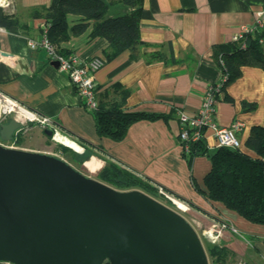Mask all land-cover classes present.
Instances as JSON below:
<instances>
[{
    "label": "crops",
    "instance_id": "1",
    "mask_svg": "<svg viewBox=\"0 0 264 264\" xmlns=\"http://www.w3.org/2000/svg\"><path fill=\"white\" fill-rule=\"evenodd\" d=\"M104 1L109 19L133 11L117 0ZM9 2L11 7H0V13L12 16L18 24H0V90L29 110L52 118L83 152L76 153L80 148L64 141L75 150L62 146L75 155L68 158L61 145L50 144L52 139L35 124L21 137L18 149L59 157L72 167L70 162H77L86 153L89 157L82 166L91 174H98L107 160L115 161L149 179L155 188L160 186L190 203L187 213L197 227L207 229L217 223L236 227L239 234L226 230L220 241L229 252L226 263L235 260L237 264H264V226L248 222L204 195L211 161L206 156L196 157L190 167L179 138V112L196 115L209 88L222 83L214 47L231 43L242 26H254L262 0H145L140 57L133 59L126 51L106 61L95 74L97 100L110 106L120 102L122 92H127L126 112L161 114L169 119L138 122L120 142L98 135L94 113L84 106L68 75L60 72L45 50L33 51L28 45V38H41L46 23L33 16L35 10L49 7L52 0ZM82 22L83 17L69 15L71 37L62 48L83 62L96 57L105 60L109 42L91 38L93 22L86 32L73 35L72 28ZM224 94L228 100H223ZM224 94L217 104L215 120L227 128L242 122L244 128L238 133L242 149L254 155L245 144L252 128L264 125V68H244L242 77ZM243 103L255 104L256 110L247 111ZM206 134L209 149L215 151L213 131Z\"/></svg>",
    "mask_w": 264,
    "mask_h": 264
},
{
    "label": "water",
    "instance_id": "2",
    "mask_svg": "<svg viewBox=\"0 0 264 264\" xmlns=\"http://www.w3.org/2000/svg\"><path fill=\"white\" fill-rule=\"evenodd\" d=\"M21 127L11 115L0 140L12 141ZM2 261L210 264L194 226L152 196L117 190L59 157L0 145Z\"/></svg>",
    "mask_w": 264,
    "mask_h": 264
},
{
    "label": "trees",
    "instance_id": "3",
    "mask_svg": "<svg viewBox=\"0 0 264 264\" xmlns=\"http://www.w3.org/2000/svg\"><path fill=\"white\" fill-rule=\"evenodd\" d=\"M117 1L131 7L133 11L109 19L106 16L108 5L104 0H52L49 7L36 9L33 16L45 19L48 38L63 54L68 52L62 48V44L71 37L68 17L75 15L83 17V22L72 28L73 35L86 32L89 23L93 22L91 38H103L109 42L105 61H112L126 51L131 53L133 59H138L139 50L143 46L140 24L145 0ZM0 24L13 26L18 22L12 16L0 13ZM243 44L246 48H243ZM263 44L264 30L260 29L246 35L242 42L214 47L213 57L223 76L220 93L224 94L231 83L242 77L244 68H264ZM224 95L223 100H228V96ZM127 96V92H122L120 102L110 106L99 104L98 109L93 111L100 137L120 142L130 127L138 122L169 119L161 114L126 112L124 105ZM243 106L247 111L256 110L255 104L243 103ZM245 146L254 155L242 148H218L211 151L207 140L200 139L191 144L189 154L184 153V157L190 167L196 157L206 156L210 159L212 168L205 178L207 192H204L209 200L223 204L252 224L264 226V125L252 128ZM61 150L64 153L68 151L64 147ZM88 157L85 153L77 159V163L84 164ZM98 179L120 191L139 190L154 198L158 197L153 182L124 169L112 160H107L105 167L98 173ZM195 187L198 188L197 184ZM209 255L214 264H225L229 252L220 245L212 244Z\"/></svg>",
    "mask_w": 264,
    "mask_h": 264
},
{
    "label": "built area",
    "instance_id": "4",
    "mask_svg": "<svg viewBox=\"0 0 264 264\" xmlns=\"http://www.w3.org/2000/svg\"><path fill=\"white\" fill-rule=\"evenodd\" d=\"M0 7L10 8L11 2H9V0H0ZM263 28L264 0H262L261 10L257 13L255 25L251 27L242 26L233 37L232 42H242L246 35ZM47 32L48 26L45 23L42 26V36L40 39L28 38V45L30 49L33 51L45 50L50 56V59L58 65L60 72L68 75L77 94L82 99L84 106H86L91 111L97 110L99 107V102L97 100L95 74L105 65L106 61L102 58L96 57L88 62H83L76 55L63 54L58 46L54 45L50 41ZM243 48H246L245 44H243ZM221 84L217 86H211L209 88L202 108L196 115L191 116L184 112H179V121L181 126L179 138L184 153L189 154L191 144L198 142L200 139H207L206 133L208 130H211L214 133L216 142L215 147L217 149L242 148V143L238 137V133L243 130L244 124L240 121H236L230 128H227L219 126L215 120L217 104L222 96V93L219 91ZM11 115L16 117V119L21 123L22 127L15 132L12 141L4 142L0 140L1 146L7 149H18V143L21 137L28 132L29 127L32 124H35L40 126L44 131H51L53 133L52 141L54 143L70 148L64 143V141H67V143L72 142L80 148V152H77L72 148L70 149L76 153L83 152V148L77 143V141L68 136L52 118L39 115L29 110L21 102L0 90V125L7 122ZM157 188L158 196L163 199L166 204H168L167 206L172 208L174 211L184 216V213H187L191 210V206L186 201L180 199L170 192H167L160 186ZM229 229L235 234L240 233L236 227H230L226 223H217L212 227L205 229L204 236L213 245H218L221 241V238L223 237L224 232ZM0 264L13 263L2 261Z\"/></svg>",
    "mask_w": 264,
    "mask_h": 264
},
{
    "label": "rangeland",
    "instance_id": "5",
    "mask_svg": "<svg viewBox=\"0 0 264 264\" xmlns=\"http://www.w3.org/2000/svg\"><path fill=\"white\" fill-rule=\"evenodd\" d=\"M24 136V135H23ZM50 144H52V145H55L56 147H59L58 145H56L53 141H51L50 140V142H49ZM60 148H62V146L60 147ZM63 151V150H62ZM67 157L68 158H74L75 157V155H74V153L72 152V151H67ZM72 165H73V167H75V169H77L79 172H81L82 174H84L85 176H87V177H89V178H92V179H95V180H98V181H100L99 179H98V174H91L90 172H88L81 164H79V163H77V162H70ZM108 185V184H107ZM110 186V185H109ZM112 187V186H111ZM114 188V187H113ZM116 189V188H115ZM157 198V197H156ZM160 201L163 203V204H165V205H168V204H166V202L163 200V199H161L160 198ZM171 206V205H170ZM172 207V206H171ZM184 215V217L187 219V221L189 222L190 221V223L192 224V226L194 225V228L197 230V232H198V234H199V236H200V238H201V240H202V242H203V245H204V247H205V250H206V252H207V255H208V259H209V262H210V264H214L213 263V259L210 257V255H209V248H210V246L212 245V243L204 236V230L205 229H201V228H199V227H197L196 225H195V223H193V222H191V218L188 216L189 214L188 213H184L183 214ZM218 245H220V242H219V244ZM226 264H237L236 263V261L235 260H232V261H228V263H226Z\"/></svg>",
    "mask_w": 264,
    "mask_h": 264
},
{
    "label": "bare ground",
    "instance_id": "6",
    "mask_svg": "<svg viewBox=\"0 0 264 264\" xmlns=\"http://www.w3.org/2000/svg\"><path fill=\"white\" fill-rule=\"evenodd\" d=\"M88 165L90 166L91 169H94V167H95L93 164H88Z\"/></svg>",
    "mask_w": 264,
    "mask_h": 264
}]
</instances>
